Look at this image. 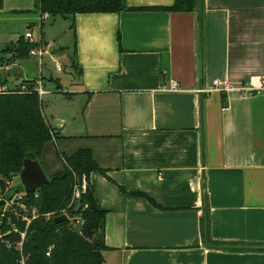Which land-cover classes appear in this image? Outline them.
<instances>
[{
  "label": "crops",
  "instance_id": "obj_1",
  "mask_svg": "<svg viewBox=\"0 0 264 264\" xmlns=\"http://www.w3.org/2000/svg\"><path fill=\"white\" fill-rule=\"evenodd\" d=\"M124 1L121 13L64 18L72 48H59L81 75L72 68L67 111L51 114L44 169L55 175L60 154L88 149L105 172L90 179L106 212L105 264H264V93L239 90L264 86V0H201L195 12ZM36 8L4 0L5 59L25 36L13 41L11 26L40 19Z\"/></svg>",
  "mask_w": 264,
  "mask_h": 264
},
{
  "label": "trees",
  "instance_id": "obj_2",
  "mask_svg": "<svg viewBox=\"0 0 264 264\" xmlns=\"http://www.w3.org/2000/svg\"><path fill=\"white\" fill-rule=\"evenodd\" d=\"M3 3L4 0H0V9ZM200 4L201 0H176L173 6L161 10L195 12ZM36 7L39 13L63 18L127 10L124 0H36ZM39 46H43L41 41L30 42L21 37L15 45L3 50V54H13L7 59L8 62L24 60L30 57L31 50ZM5 61L0 55V67ZM72 68L81 75L75 62H72ZM37 81L24 80L21 86L12 89L5 88L0 82L2 192L19 177L25 159L40 161L44 146L58 137L43 113L41 99L35 90ZM60 155L64 168L48 177L49 183L45 188L26 193L19 184L11 196L6 195L11 198L21 193L23 202L29 209L36 208L39 216L27 226L14 213L7 214L14 226L8 224L7 218L0 226V264H20L22 256L26 258L27 264H105L104 252L109 249L105 242L106 212L99 208L90 180L93 173L105 175V172L88 149H81L70 157ZM84 177L87 189L73 203L75 187L82 183ZM48 214L54 216L47 218ZM62 215L68 219L55 223L54 219ZM78 219L81 221L80 226L76 224ZM21 233H26L24 240ZM21 241L23 245L20 250L18 244Z\"/></svg>",
  "mask_w": 264,
  "mask_h": 264
},
{
  "label": "rangeland",
  "instance_id": "obj_3",
  "mask_svg": "<svg viewBox=\"0 0 264 264\" xmlns=\"http://www.w3.org/2000/svg\"><path fill=\"white\" fill-rule=\"evenodd\" d=\"M34 19L32 22H14V26H11L18 36H14L13 41L17 40L20 36L25 35L27 32L33 30V38L36 42H40L41 38L44 37V40L50 41L51 46L48 48L49 55H45L43 58H33L27 62L20 61V66L17 65L10 70V68H4L9 66L10 63L6 60L2 65V70L0 71V82L4 84L5 88H15L23 84V81H20L23 77H32L40 80L43 78V82H49L45 85V89L48 91H53L47 93L41 98L42 109L44 115L54 124L51 114L53 113H63L67 111L66 100L69 97L66 93L67 90H70L75 80V74L71 67V61L69 56L71 52H64L59 47L69 46L72 48V33L69 32L70 19H64L61 16L53 17L51 16L48 20L44 21L43 29L40 26L39 15L37 13L31 15ZM67 20V21H66ZM34 24L33 27H31ZM59 37V42H54L53 39ZM44 47H47L45 44ZM64 52V53H63ZM11 58V57H9ZM7 59V58H6ZM28 59H31L29 57ZM27 60V59H24ZM15 61V60H13ZM16 62V61H15ZM57 63L61 64L63 67V72H57L56 65ZM61 80L62 92L59 94L56 87L58 86V80ZM53 81V82H52ZM43 170L45 171L47 177H51L49 173L44 169L42 160L39 161ZM20 184V178L17 177L14 179L12 184L7 190V194L10 196L14 192V188ZM76 224L80 226L81 221L78 219Z\"/></svg>",
  "mask_w": 264,
  "mask_h": 264
},
{
  "label": "built area",
  "instance_id": "obj_4",
  "mask_svg": "<svg viewBox=\"0 0 264 264\" xmlns=\"http://www.w3.org/2000/svg\"><path fill=\"white\" fill-rule=\"evenodd\" d=\"M51 16L49 15V13H40V26L42 28V23L46 20H48ZM24 38L26 40H29L30 42H35V40H33V32L29 31L25 34ZM49 50L47 47L44 46H39L38 48H35L33 50L30 51V57H36V58H43L45 55H49ZM51 55V54H50ZM56 70L57 72H63V67L61 64L57 63L56 65ZM215 87H220L222 86V84H220L219 82H215L214 84ZM171 91H176L178 89V84L176 82H172L168 88ZM36 92L38 93L40 99L45 96L47 93H49L46 89H45V84L43 82V80H38L37 81V85L35 88ZM223 90H229V87L227 85L223 86ZM239 90L247 95H257V94H262L264 93V86L260 87V88H254L252 86H240ZM12 184V183H11ZM7 187L5 192H2L0 190V226L4 223V220H6L7 218V222L9 225H13L14 223H12L11 218L7 217L8 213H14V215L16 216L17 219H21L22 222H25L27 224V226L30 225V223L37 219L39 214L37 212L36 208H32L29 209L28 206L23 202V195L21 193L19 194H15L13 195L11 198L7 197V190L10 187V185ZM87 189V181L85 179V177L82 180V183L77 185L75 187V191L73 194V200L72 202H76L77 200H79L80 196L82 193H84ZM10 196V195H9ZM54 216V214H48L46 217L50 218ZM14 231H18L17 228L14 227ZM25 235L26 233H21V237L22 240L25 239ZM2 236L1 232H0V237ZM22 245H23V241H21L18 244V248L21 250L22 249ZM8 246L10 247V244L8 243ZM49 255V253H48ZM27 260L25 257L22 256L21 260H20V264H27L26 263Z\"/></svg>",
  "mask_w": 264,
  "mask_h": 264
},
{
  "label": "water",
  "instance_id": "obj_5",
  "mask_svg": "<svg viewBox=\"0 0 264 264\" xmlns=\"http://www.w3.org/2000/svg\"><path fill=\"white\" fill-rule=\"evenodd\" d=\"M19 178L20 185L26 193H34L41 190L49 183V178L38 160L25 159ZM67 219L66 215H62L56 217L54 222L60 223Z\"/></svg>",
  "mask_w": 264,
  "mask_h": 264
}]
</instances>
